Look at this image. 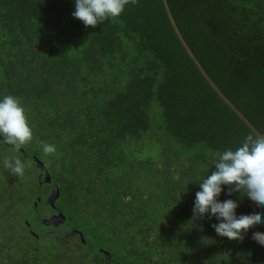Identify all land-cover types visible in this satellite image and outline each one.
I'll use <instances>...</instances> for the list:
<instances>
[{
	"label": "trees",
	"instance_id": "1",
	"mask_svg": "<svg viewBox=\"0 0 264 264\" xmlns=\"http://www.w3.org/2000/svg\"><path fill=\"white\" fill-rule=\"evenodd\" d=\"M166 2L186 44L164 0H138L94 28L72 16L75 0H0V99L19 97L33 131L16 151L21 178L4 167L1 149L12 146L0 137V264H49L25 222L46 202L44 169L62 203L118 234L124 262L264 264L251 238L264 224L229 240L215 217L193 216L218 153L264 134V0ZM41 141L56 153L45 156ZM222 187L217 199L236 200L237 216L264 218V206Z\"/></svg>",
	"mask_w": 264,
	"mask_h": 264
},
{
	"label": "clouds",
	"instance_id": "2",
	"mask_svg": "<svg viewBox=\"0 0 264 264\" xmlns=\"http://www.w3.org/2000/svg\"><path fill=\"white\" fill-rule=\"evenodd\" d=\"M137 3L138 0H75L72 16L82 21L85 28H94L109 18L119 17L127 5ZM0 137L17 152L33 139L25 108L17 96L5 95L0 99ZM41 147L45 156L56 153L53 144L41 141ZM214 166L215 170L199 181L193 216L204 218L208 214L209 219L215 217L219 223L212 224V227L218 235L229 240H242V233L256 224H264L262 214L254 211L237 216L236 200L221 202L217 198L223 191L222 186L226 185L227 195L243 192L257 207L264 206V134H249L235 150L218 153ZM4 167L13 176L21 178L24 175L25 165L18 158H5ZM251 238L264 246V232H253Z\"/></svg>",
	"mask_w": 264,
	"mask_h": 264
},
{
	"label": "rangeland",
	"instance_id": "3",
	"mask_svg": "<svg viewBox=\"0 0 264 264\" xmlns=\"http://www.w3.org/2000/svg\"><path fill=\"white\" fill-rule=\"evenodd\" d=\"M1 153H2V156L4 155L6 158L8 159H12L14 160L16 158V154L17 152L13 150V147H3L1 149ZM50 167V166H49ZM50 170V169H48ZM2 171L0 170V188H2L5 184V174L3 172V176H2ZM146 172V171H145ZM147 173V172H146ZM145 175V174H144ZM150 182V176L147 175L146 177H143L142 178V184L144 185H147L148 183ZM50 183H45L42 188H43V191L44 193L47 194V192H49L50 188H51V185L49 186ZM42 191V193H43ZM38 192H41V191H38ZM45 202L42 204V205H38L37 206V209L39 211V213H41L40 211H42V215L44 214H47L49 212H51V208L48 206V205H45ZM17 208V206H16ZM7 209H11V207H8ZM36 209V210H37ZM66 209V213L68 214V216H72V218L68 217L69 218V222L74 226H77L79 228H81L83 231L86 232V237L88 238V240L90 241H95L97 244H99V246H102V247H107L109 248L110 250L113 251L114 255H115V258H117V253L116 252H121L123 253L122 251V246H121V240H120V237H117L118 234H115V233H112L108 227H106V223L105 222H101V221H94V220H90L85 212H79L77 214H75V210L71 208V206H67ZM26 210H30L29 207H26L25 208V211ZM74 212L72 214H70V212ZM16 213L19 215V211L17 209ZM83 213V214H82ZM90 216L94 217L92 215V213L90 212ZM35 218L36 217V213L34 212V216H33V212L31 214V220L32 218ZM17 217L14 216V218H10L8 219V221L10 222H14V224L12 225H15V226H19V224L22 221V217L20 219H16ZM27 218L25 220V222L27 223ZM8 224V222L6 221V223H4V225ZM25 227V225H24ZM24 227H19V228H16V233L15 235L16 236H19L20 233L23 232V228ZM37 228H39L37 225H36ZM66 229V228H65ZM41 230L43 231L44 230V235H42L41 238H37V237H34L32 242L33 244L37 245L38 248H39V254L41 255H45V256H48L49 257V260L50 262H54V263H64L67 261V263H72V262H75L73 259H71V252H73V249L72 247H70V245H68V243H65V242H62V246H61V242L56 240L57 239V234H52L50 233V236H48V231H46V226L44 225H41L40 228H39V232H41ZM56 238V239H54ZM31 244V242H30ZM29 244L28 247H31ZM31 244V245H33ZM82 248H84L83 246H81ZM81 248V249H82ZM79 249V248H78ZM76 250L75 254H77L79 252V250ZM76 257H80V258H85L84 260H86L87 262L91 259L90 257V254L86 251H84L83 249L80 250L79 254L76 256ZM46 259V258H45ZM63 259V260H61ZM42 262V258H38L36 260V264H41ZM49 263V262H48ZM13 264H17L16 262L13 263Z\"/></svg>",
	"mask_w": 264,
	"mask_h": 264
},
{
	"label": "flooded vegetation",
	"instance_id": "4",
	"mask_svg": "<svg viewBox=\"0 0 264 264\" xmlns=\"http://www.w3.org/2000/svg\"><path fill=\"white\" fill-rule=\"evenodd\" d=\"M46 173L50 175V179H51V171H49L48 169L42 170V172L38 176V179L41 180L40 185H39V187L41 188L46 183L44 182V179L46 180ZM48 183H50L49 186L51 185L49 192H47V194L39 196L38 200H41L43 199V197H45V200L47 203L45 202L44 206L48 205L51 208V212L44 214V215L41 214L42 211H40L41 213H39L37 206L39 204L42 205L43 203H39V201H36L34 203L35 204L34 208H35V211L38 212V214H36V217L35 218L33 217L32 220L27 218L28 220L26 223L27 233L30 237L32 236V237L41 238L42 235H44L43 233L44 230L43 231L41 230V232H39L38 230L41 225L46 226V231H48V236H50V233L57 234V239L56 238L54 239L60 241L61 246H62V242H65V243H68L70 247L74 248L73 252L70 253L71 254L70 257L71 259L75 261L72 263H67V261L64 263L62 262L54 263V262H50L49 260V264H129L127 262L122 261L118 252H116L117 258H115V255H114L115 252L113 253V251L107 247L99 246V244H97L95 241L93 242V241L88 240V238L86 237L85 231H83L81 228L75 225L73 226L69 222L68 217L70 216H68V214L66 213V209H65L67 208V206H71V201H69L68 199H65V203H62L60 201L62 197L61 190H60V195L58 199L54 203L49 202V197L51 196L53 192V188L55 187V185H58V184H54L52 182V179L49 180ZM60 214H63L65 218L63 216H60ZM33 216H34V213H33ZM47 219L50 220L49 224L45 223V220ZM36 225L39 228H37ZM74 232L76 233L72 234ZM79 232L82 233V236L79 234ZM81 246H83L84 248H82ZM81 248L90 254L91 259L88 262L84 261L83 260L84 258L76 257L79 254L80 250H82ZM77 249L79 250V252L75 254Z\"/></svg>",
	"mask_w": 264,
	"mask_h": 264
},
{
	"label": "water",
	"instance_id": "5",
	"mask_svg": "<svg viewBox=\"0 0 264 264\" xmlns=\"http://www.w3.org/2000/svg\"><path fill=\"white\" fill-rule=\"evenodd\" d=\"M165 1V4H166V7H167V9H168V12H169V16H170V18H171V20H172V22H173V25H174V27H175V29H176V31H177V33L179 34V36H180V38H181V40L185 43V41H184V39H183V37H182V35H181V33H180V30H179V28H178V26H177V24H176V22H175V20H174V17L172 16V13H171V11H170V9H169V6H168V3L166 2V0H164ZM186 44V43H185ZM188 51H189V53L191 54V55H193V53H192V51L190 50V49H188ZM196 61H198L197 59H196ZM202 69V71L204 72V74H206V72L203 70V68H201ZM211 81V80H210ZM211 83H212V81H211ZM214 86H215V88L220 92V90H219V88L214 84V83H212ZM223 95V94H222ZM224 96V95H223ZM225 97V96H224ZM225 99H226V101L227 102H229L230 104H231V106L234 108V109H236V107L225 97ZM238 111V113L240 114V115H242V113L239 111V110H237ZM245 120L248 122V120L245 118ZM38 164H39V166L41 167V168H43L44 167V164L42 163V162H38ZM49 180H51L50 179V175L48 174V173H46V181H49ZM59 195H60V189H59V186L58 185H55V187L53 188V192H52V194H51V196L49 197V202H51V203H54L57 199H58V197H59ZM60 216H63L64 218H65V216L63 215V214H60ZM45 223H47V224H49L50 223V220L49 219H47V220H45ZM76 232H74V233H72V234H75ZM79 234L82 236V233L81 232H79Z\"/></svg>",
	"mask_w": 264,
	"mask_h": 264
}]
</instances>
